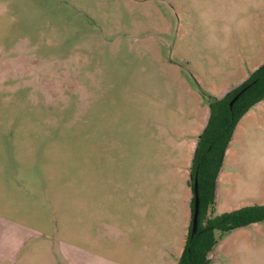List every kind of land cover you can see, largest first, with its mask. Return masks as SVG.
Masks as SVG:
<instances>
[{
	"label": "rangeland",
	"instance_id": "374dc122",
	"mask_svg": "<svg viewBox=\"0 0 264 264\" xmlns=\"http://www.w3.org/2000/svg\"><path fill=\"white\" fill-rule=\"evenodd\" d=\"M263 59L264 0H0V214L36 229L17 264L144 258L131 183L150 161L154 216L162 187H191L210 95ZM254 112L225 154L214 215L264 203V101ZM246 231L222 236L217 264H264V221ZM155 250L147 264H164Z\"/></svg>",
	"mask_w": 264,
	"mask_h": 264
},
{
	"label": "trees",
	"instance_id": "16d2710c",
	"mask_svg": "<svg viewBox=\"0 0 264 264\" xmlns=\"http://www.w3.org/2000/svg\"><path fill=\"white\" fill-rule=\"evenodd\" d=\"M237 94L238 98L230 106V101ZM263 99L264 62L242 84L223 97L210 95V116L198 138L191 166L193 191L195 180L198 181V228L192 233L194 194L191 202L192 220L177 264H210V254L221 236L234 229L264 221V203L248 204L222 214H213L217 180L235 128L242 116Z\"/></svg>",
	"mask_w": 264,
	"mask_h": 264
},
{
	"label": "crops",
	"instance_id": "0c3cea01",
	"mask_svg": "<svg viewBox=\"0 0 264 264\" xmlns=\"http://www.w3.org/2000/svg\"><path fill=\"white\" fill-rule=\"evenodd\" d=\"M263 62L264 59L261 60L256 66L252 67V70L250 72H245V74L240 78V80L236 83L235 86L228 87V89H226L220 96L217 97H223L228 92H230L231 90L242 84L249 77V75L254 70H256ZM262 101H264V99ZM262 101L258 102L257 104L261 103ZM257 104H255L251 109H249L248 112H246L240 120L254 119V117L256 116L254 112V108L256 107ZM209 116H210V107H208L205 126L208 122ZM202 131L203 130L199 132L198 138L201 135ZM228 150L229 147L226 153L228 152ZM150 163H151L150 161L144 162V166H145L143 168L144 171L142 170L143 171L142 174H144L145 176L144 183L135 182L136 184H133L132 182L130 185L131 186L130 190L133 193H135V199L133 198V201L138 202L136 198H139L140 196L142 197V199L140 200V204H141L140 209L142 210H137L134 205L133 207H131L132 215H133L132 217L135 218V223H137L136 225H134L135 233H136L135 234L136 237L134 241H137L138 244L134 242V249H135V245L136 247L137 245L139 247L140 243H143L145 245L144 258L142 257L143 255H140L141 260L140 259L138 260L137 259L138 255L136 254L135 250H133V252H130V258L132 257L131 261L134 264H144L142 262L144 260H146L145 264H147V262L150 259H152L153 256L155 255V251H156L155 246L161 245L164 264H177L179 257L183 253L187 235L189 232V227L192 220L191 202L194 195V191L192 186L190 187L189 184L187 183L186 178H185V184L183 185V189L180 192L179 196H174L176 193H171L170 191H168L167 187H162L163 190L161 191L162 194L161 192H157L156 194L158 198L156 202L157 211H156V215L154 216L153 194L155 192L154 191L155 180L152 177L151 181H149L150 166L148 167V165ZM221 169H222L221 172L223 174V176L221 177V181H222L225 176H228V173L225 172L224 168ZM158 174L162 178L159 179L158 176L159 181L162 180V182L164 183L163 179L166 177L165 173L161 172ZM190 177H191V173H190ZM159 181L156 182L158 183ZM219 187H220V182L217 183L216 201H217V191ZM89 189L90 187L88 188V190ZM159 189L160 187H157L156 191H158ZM133 193L131 194L133 195ZM173 196L175 197L174 202H173ZM150 200L151 202H149ZM256 203L263 204V202H256ZM238 207L241 206H237L236 208ZM257 223L258 222L248 226L240 227L230 232H233L231 233L233 235L238 234L237 240L244 238L247 239L249 237L248 231H246L247 228ZM34 233H36V229L33 226L26 224L23 221L20 215V210H18L17 213L12 215L5 214L4 216L0 214V261L5 262V264H17L21 255L24 254L26 250L28 251L31 250L30 247L31 244H29V241L30 239H32ZM221 238L222 236L220 237L215 250L210 254V259H211L210 264H217L215 262L216 252L219 248H224L225 246V242H223ZM138 247L137 249L139 250ZM34 251L35 250H33V252ZM30 264H33V262ZM110 264H120V263L113 261L110 262Z\"/></svg>",
	"mask_w": 264,
	"mask_h": 264
},
{
	"label": "water",
	"instance_id": "95a60500",
	"mask_svg": "<svg viewBox=\"0 0 264 264\" xmlns=\"http://www.w3.org/2000/svg\"><path fill=\"white\" fill-rule=\"evenodd\" d=\"M239 94H237L230 101V106L233 105L235 100L238 98ZM191 178H192V175H191ZM194 194H195V206H194V211H193L192 233H195L197 231V228H198V216H199V208H200L199 190H198V181L197 180H195V183H194Z\"/></svg>",
	"mask_w": 264,
	"mask_h": 264
}]
</instances>
